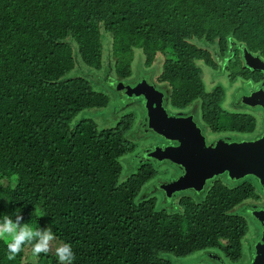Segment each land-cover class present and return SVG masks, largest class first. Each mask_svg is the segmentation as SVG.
Listing matches in <instances>:
<instances>
[{"label": "trees", "instance_id": "1", "mask_svg": "<svg viewBox=\"0 0 264 264\" xmlns=\"http://www.w3.org/2000/svg\"><path fill=\"white\" fill-rule=\"evenodd\" d=\"M230 43L264 60V0H0V214L18 209L33 227L53 226L73 245L74 264H175L205 251L239 261L248 224L237 209L247 213V203L259 200L256 190L264 194L258 181L222 175L226 183L216 177L177 209H159L140 197L155 175L150 166H122L137 163L133 117L109 129L86 119L74 124L111 99L68 76L77 65L114 70L121 92L135 50L147 68L171 50L175 57L165 58L159 76L170 102L183 108L200 101L217 125L231 119L220 106L225 91L207 94L199 64L215 65L213 46L224 57ZM240 118L225 132H253V118ZM26 252L30 247L9 259L0 240V264H56L54 254L35 263Z\"/></svg>", "mask_w": 264, "mask_h": 264}, {"label": "rangeland", "instance_id": "2", "mask_svg": "<svg viewBox=\"0 0 264 264\" xmlns=\"http://www.w3.org/2000/svg\"><path fill=\"white\" fill-rule=\"evenodd\" d=\"M104 36H107L111 40V36L105 34ZM202 47V46H201ZM104 48L105 52L107 53L110 48V42L107 44L104 42ZM166 53V54H165ZM161 55H158L156 57V60L154 64L147 68L144 66L146 57L143 55L141 50H135L134 51V62L132 65V77L129 78L128 80H124L123 83L127 87H134L141 81H146L150 85H155V82L158 79V76H160L162 72V67L165 62V58H174V54L171 50H168ZM113 60V59H112ZM235 70V69H234ZM204 75H206V72H204ZM69 77H83L87 80H89L92 84L93 87L96 91H101L109 94L110 96V103L107 108L101 109V110H91L90 113H84L79 115L75 120L74 124L77 123L78 121L82 120H92L95 122L98 126L99 129H109L115 127L124 117L126 116H132L134 119L133 122V128L130 131V137L133 140V142L136 145L135 151H134V157L131 158L128 157L127 159L129 160L131 158L132 162H137V158H135V155H139L141 152L143 153V150L145 148H152L154 146L153 144H148L144 142H140L139 139L136 138L135 132L138 131L140 124H142V121L144 119L145 115V103L143 99H129L124 92H117L116 91V83L118 82L119 78L117 77L116 73L114 70L112 72L108 73H99L95 70L89 69L85 66H80L77 65L76 68L69 73ZM215 77L216 83L223 87L225 92H226V99L225 102L222 103L221 109L223 110L226 115H230L231 119L225 118L222 116L220 122L217 125H214L215 128L219 129H227L229 126L232 125V123L241 125L242 119L240 118L243 116L245 113H249V110L246 109V107H240L239 110H235L234 108L236 106H232L231 99L234 96H237L238 99H241L244 96L250 95V86L244 82V80H241L240 78L236 77V80L233 81H228L226 77H221L218 78ZM155 80V81H154ZM203 80V77H202ZM205 83V91L210 92L211 87L210 85L204 80ZM167 86V88H166ZM166 95L168 96V85L164 83V87H162ZM172 102V101H171ZM170 104L172 107L174 106L173 103ZM197 108L196 106H194ZM253 110V109H251ZM197 111V110H196ZM259 111V109L257 110ZM198 120L203 123V115L201 116L200 111L198 110ZM256 115V118L259 122L258 126L260 125V129L262 130V121L264 120L263 116ZM201 116V117H200ZM228 122V123H227ZM145 135L141 130L139 132V136ZM236 138H238L240 141H243L244 139L241 137L242 135L239 134H234ZM147 137H153L152 135H148ZM235 138V139H236ZM154 141V140H153ZM122 166L124 168V171L128 170L129 172L132 169H135L138 164L130 165L131 168L127 169L125 166L124 160H122ZM150 168L152 169L153 173L155 174L151 181L145 186L143 189L141 196L143 197L144 195L148 196L149 198H153L155 202L158 205L159 209H168L171 208L172 210L177 209L180 207V199L181 198H186V197H192L194 198L192 192L189 191H183L177 198H174L172 200L163 198L162 192H160V187L161 185L164 184H169L170 181H172V176L174 174V169L173 167H170L168 163L160 164L158 167L156 164L154 165L153 163L149 165ZM138 167L135 169L137 170ZM125 179V176H123V180ZM218 179H222L225 181L224 177H219ZM210 182L207 183L206 188H208ZM205 188V189H206ZM256 194L259 195V200L257 201H251L256 204L264 205V195L262 192H259V190H256ZM166 202V203H165ZM239 215L243 216V218L246 219V222L248 224V231L241 243V248H242V255L241 259L237 262H231L229 259H226L222 253L218 251H205L202 253L195 254L193 256H189L183 259H173L175 264H211V258H219L220 259V264H246V258L248 257V254L250 251L248 250V247L250 244H253L252 242L255 241V237H258V231L259 227L258 225L253 221V219L250 217V212L243 210V207L237 209ZM52 254V253H51ZM33 257L30 252H26V258ZM247 256V257H246ZM33 261L35 263H38L39 259L37 257H33Z\"/></svg>", "mask_w": 264, "mask_h": 264}, {"label": "flooded vegetation", "instance_id": "3", "mask_svg": "<svg viewBox=\"0 0 264 264\" xmlns=\"http://www.w3.org/2000/svg\"><path fill=\"white\" fill-rule=\"evenodd\" d=\"M200 48L206 49L207 47L203 48L200 46ZM219 48H220V46H218V45L213 46V51H212L213 53L212 54L216 57L215 65L209 67L204 63L199 64L200 68L203 71V80H205L211 87L210 92H207V94L213 93L216 88L220 87L216 83L217 79H215V77L213 76L214 74L218 78L226 77V79L228 81H230V82L233 81L232 83H234V80H236V77L240 78L241 80H244V82H246V84H248L250 86V95L244 96L241 99H238L237 96H234V97H232L230 102H232L233 107L236 106L234 108L235 110L240 111V107H243V106L246 107L247 110H249V113H245L244 115H247V116L253 118L254 123H255V129L253 130V132L240 134V133H236V132H225L224 129L215 128L214 125L210 124L211 122L214 124L215 121L212 118H209L211 120V122H210L205 118L203 111H202V103L200 101L192 102L191 104H189L183 108H179L176 106L172 107V105L170 104L169 97L163 91L164 89L162 87H164V83L160 82L159 76H158L157 81L155 82V85H150L145 80L141 81L140 83H138L134 87H127L125 84H121L120 85L121 92H124V94H126V96L129 99H143L145 104H146L145 89L152 91V93L159 94V97L162 98V107H163L164 111L167 113V116H166L167 119L183 123V126L186 129H191V128L192 129H194V128L199 129L201 131V134L205 137V141H206L207 146H214V145H217L219 143H224V142H230V143L247 142V143H251L254 141H258L264 137V120L262 121L263 127L261 130L260 125L258 126L259 122H258L255 114L264 117V110L260 106H250L245 101L247 99H249L253 94H256V95L260 94L261 97L264 98V71H262L260 69H256L254 67H251L248 64V61H249V63L251 61V62H253V64L259 65V62L254 60L255 58H258L263 63H264V60L259 55H257L256 53H251L247 49H244L240 44L237 45L234 43H230L229 54L227 56H224V57H221L217 54L218 51L220 50ZM211 50H212V47H211ZM247 56H249V58ZM246 57H247L248 61L246 60ZM204 72H206V75H204ZM241 74H244L245 77L241 76ZM140 84L143 85V87H145V88H143V87L140 88V89L144 90V94L142 93V94L137 95V93L135 94L132 89H136V87ZM166 88H167V86H166ZM167 90H169V87ZM168 94H169V92H168ZM225 99H226V92H225L223 101L221 102V105L223 102H225ZM194 106H196L197 108H195ZM251 109H253V110H251ZM258 109H259V111H257ZM196 110L200 111L201 116L203 115L202 116L204 119L203 123L198 120V115H197L198 112ZM140 130L145 135L139 136ZM135 134H136V138L139 139L140 142L146 143V145L154 143V146L152 148H150V147L145 148L143 150V153L141 152L139 155H136L135 158L138 159L136 164H138V165L140 164L141 166H143V165L145 166V165H151L153 163L154 165L156 164V166L158 167V165L164 164L166 162V163H168V165L170 167H173L174 174H173L172 178H174V179H172V181H170L169 184H164V185H161V187H160V192H162V194L166 197V200H168L167 199L168 195H167V193H165L163 191V188L167 187L168 185L171 186L172 184H174L184 174V170L181 167H179V166H177V165H175L169 161H156V160L150 158V154L156 152L159 149L179 147L181 145V143L179 141H173V142L168 141L165 138H162V137L158 136L156 133H154L153 131H151L149 129V126H148L147 111H145V115H144V119L142 121V124H140L139 129H138V131L135 132ZM234 134L242 135L241 137L244 140L240 141L238 138L235 137ZM148 135H152L153 137L149 138V137H147ZM173 135L174 136H177V135L180 136V135H182V133L177 132ZM180 138H181V136H180ZM224 175L227 177V174H224ZM228 180H229V178H228ZM168 191H169V197L168 198L170 200L177 198L181 193H183V192H179V193L172 192L170 188L168 189ZM188 191H192V190H188ZM259 205L256 203H253V202H248L247 205L244 207L245 209H247V211L250 212L249 213L250 217L253 219V221L260 228L258 231V237H255V241L252 242L253 244H250V246L248 247V250L250 251V253L248 254V257L246 256L247 257L246 258V261H247L246 264H252V262L255 261L256 247L258 246V244L261 243L262 228H261L260 224L258 223V221L254 218V216H252V212H255L257 210L258 211L259 210L264 211V205H261V206H259ZM168 209H171V208H168ZM211 259H212L211 264H220L221 263L220 259L217 257L211 258ZM222 264H224V263H222Z\"/></svg>", "mask_w": 264, "mask_h": 264}, {"label": "water", "instance_id": "4", "mask_svg": "<svg viewBox=\"0 0 264 264\" xmlns=\"http://www.w3.org/2000/svg\"><path fill=\"white\" fill-rule=\"evenodd\" d=\"M254 60L258 61L259 65L251 61H248V64L264 71V63L258 58ZM142 87L140 84L132 90L137 95L144 94V90L140 89ZM145 94L149 129L168 141L181 143L179 147L159 149L150 154V158L156 161H169L184 170V174L174 184L163 188L168 197L169 188L175 193L188 190L200 193L209 181L224 174L233 182L249 176L254 177L264 191V137L251 143L224 142L207 146L199 129H186L183 123L167 119L159 94L148 89H145ZM245 102L250 106H260L264 110V98L260 94H253ZM177 132L182 133L181 138L179 135H173ZM252 216L262 228L261 243L256 247V258L252 264H264V211L252 212Z\"/></svg>", "mask_w": 264, "mask_h": 264}, {"label": "clouds", "instance_id": "5", "mask_svg": "<svg viewBox=\"0 0 264 264\" xmlns=\"http://www.w3.org/2000/svg\"><path fill=\"white\" fill-rule=\"evenodd\" d=\"M0 240L6 243L9 259L14 258L25 247H30L33 257L52 253L56 264H74L75 261L73 245L59 240L53 226L33 227L24 222L18 209L14 214H0Z\"/></svg>", "mask_w": 264, "mask_h": 264}]
</instances>
